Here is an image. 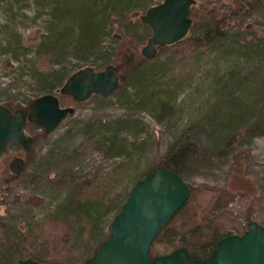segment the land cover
<instances>
[{
    "label": "rangeland",
    "instance_id": "obj_1",
    "mask_svg": "<svg viewBox=\"0 0 264 264\" xmlns=\"http://www.w3.org/2000/svg\"><path fill=\"white\" fill-rule=\"evenodd\" d=\"M162 1L134 0L124 12L113 4L102 51L80 53L77 22L56 0H0V104L25 110L54 93L75 107L52 133L29 123L35 146L11 143L0 159V264L26 256L89 264L132 185L164 164L172 143L192 153L181 173L192 200L161 230L153 255L194 234L202 242L209 228L241 234L253 220L264 225V0H197L195 28L219 23L221 34L190 32L186 44L147 58L152 30L141 15ZM106 57L120 74L132 62L144 74L125 71L109 97L78 102L60 93L70 74L102 70ZM16 156L26 160L18 176L9 167Z\"/></svg>",
    "mask_w": 264,
    "mask_h": 264
},
{
    "label": "water",
    "instance_id": "obj_2",
    "mask_svg": "<svg viewBox=\"0 0 264 264\" xmlns=\"http://www.w3.org/2000/svg\"><path fill=\"white\" fill-rule=\"evenodd\" d=\"M196 2L163 0L148 7L141 15L142 22L152 30L143 48L147 58L156 56L158 47L177 44L190 34L194 23L190 10ZM120 83V68L115 64H108L102 70L85 66L67 77L60 93L83 102L95 94L109 97ZM74 112V106H62L59 96L54 93L38 96L27 111L12 110L0 104V159L11 143L22 146L26 151L35 146L34 137L26 131L28 122L52 133ZM9 167L13 174L19 175L26 167V160L16 156ZM191 195L192 187L181 173L157 165L132 185L122 208L111 222L109 237L100 244L88 263L264 264V225L255 220L249 222L248 228L241 234L222 236L208 257H193L185 246L152 257V244L156 236ZM15 264L46 263L28 257L20 258Z\"/></svg>",
    "mask_w": 264,
    "mask_h": 264
},
{
    "label": "trees",
    "instance_id": "obj_3",
    "mask_svg": "<svg viewBox=\"0 0 264 264\" xmlns=\"http://www.w3.org/2000/svg\"><path fill=\"white\" fill-rule=\"evenodd\" d=\"M56 2H58V4L61 7L66 8V10L64 9L65 11L62 14H64L65 16H68L69 18H71L77 22L76 24L78 25L79 32H80L79 36H78V43H79V46L77 48L78 52L90 53L92 50H94L95 52L97 51L100 53V51H102L103 48L102 47L98 48V46L96 44L99 43L98 41L101 40L103 31L108 26V23L111 22V20L109 19L110 18L109 17L110 12H108V8L110 6H112L113 4L114 5H122L123 4L122 8L119 12H124V11H127L130 8H132L130 6V4H132V2H134V0H56ZM122 2H124V3H122ZM102 4H104L103 11H101V8H100V6ZM125 6H127L128 9ZM104 11H106L107 13L103 17H101L100 14H101V12H104ZM190 16L194 17L193 19H195V20H199L198 23L196 21V23L193 24L194 29H191V32H193L192 35L193 34L195 35V34L201 33V32H203V35L206 34L207 37H209L210 33L221 34V29L219 27V23L216 24L217 29L214 28V29H204L203 30V29H196L195 28V26L197 24H201V19L203 17L202 11L200 9H195L194 7H192L190 10ZM112 21H114V20H112ZM216 22H219V21H216ZM205 26H207V24ZM205 30L207 32H205ZM192 35H188L184 40H182L181 42H179L177 44L170 45V47L186 44L188 41H190L192 39ZM102 56H104V55H102ZM135 56L136 55H133L132 57L135 58ZM140 58H141V56H140ZM111 59H112L111 57L103 58L102 64L106 65V64L110 63ZM136 59H134V60H136ZM125 71L126 70H124L123 73H121L123 80H125V78H126L125 76L128 72L133 73L132 74L133 77L140 78L141 76H143V74H144L143 72L145 70L142 69L140 67V65H138V62H132L127 67L128 72L126 71L127 72L126 73ZM169 151L170 152H169L168 159L162 165L167 166V167H169V168H171V169H173L179 173H182L184 170H187V168L189 167V164L191 163L192 153L187 152V150L185 149L184 146L178 145V144L175 145V143H172L169 146ZM14 176H18V175H14ZM90 200H89V198L83 200L81 203L83 205L80 206L83 213H85L84 214L85 216H86V214L90 213V211H92V209H93ZM190 200H192V196L187 201H185V203L181 206V208L178 209V211L169 220V222H171V220L175 217L176 214H178L182 210L186 209L190 205V202H191ZM169 222L167 224H169ZM184 226H186V223H184L182 225V227H184ZM161 230L158 233V235L156 236L153 243H156L157 241L160 240ZM221 230L215 229V228H209V233H210V234H208L209 237L207 239H205L204 241H202L203 243L201 242L200 239H197V236L194 234L193 237H191V239H185L186 242L184 241L182 244H179L174 248L185 246L190 250L192 255L200 256V257H206L212 253V250L216 246L217 241L222 236L226 235ZM198 236L200 237L199 234H198ZM152 252H153V245H152L151 254H152ZM28 257H30V256H26V257H22V258H28ZM32 258H35V257L32 256ZM35 259L41 260L43 258L38 256ZM41 261L44 262V260H41Z\"/></svg>",
    "mask_w": 264,
    "mask_h": 264
},
{
    "label": "flooded vegetation",
    "instance_id": "obj_4",
    "mask_svg": "<svg viewBox=\"0 0 264 264\" xmlns=\"http://www.w3.org/2000/svg\"><path fill=\"white\" fill-rule=\"evenodd\" d=\"M30 122H28V124H29ZM27 124V125H28ZM26 131H27V128H26ZM14 175H16V174H14ZM1 204V203H0ZM1 207H2V205H1ZM182 247V246H181ZM176 249V248H175ZM189 250V249H188ZM213 251V250H212ZM189 253L192 255V253L190 252V250H189ZM159 254H166V253H159ZM152 255V254H151ZM156 255H158V254H156ZM156 255H152V257H155ZM210 255H212V253L210 254ZM210 255H208V256H210ZM193 257H200V256H194V255H192ZM208 256H206V257H208ZM201 258H205V257H201Z\"/></svg>",
    "mask_w": 264,
    "mask_h": 264
}]
</instances>
